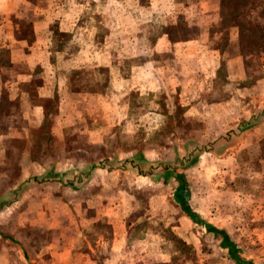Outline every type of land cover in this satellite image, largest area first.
<instances>
[{
	"label": "crops",
	"instance_id": "1",
	"mask_svg": "<svg viewBox=\"0 0 264 264\" xmlns=\"http://www.w3.org/2000/svg\"><path fill=\"white\" fill-rule=\"evenodd\" d=\"M226 1L0 0V159L9 143L22 141L20 164L33 163L34 132L48 123L45 155L59 167L46 170L73 172L80 189L119 190L104 195L115 207L96 198L90 218L111 228H78L83 245L57 251L50 264L162 260L163 229L134 239L132 203L120 190L133 180L108 185L93 178L97 173L173 184L181 208L197 183L241 172L239 153L264 139V76L244 85V56L227 55L224 44L240 42V27L226 19ZM191 172L204 179H182ZM9 209L0 208V216ZM173 228L181 234V226Z\"/></svg>",
	"mask_w": 264,
	"mask_h": 264
},
{
	"label": "rangeland",
	"instance_id": "2",
	"mask_svg": "<svg viewBox=\"0 0 264 264\" xmlns=\"http://www.w3.org/2000/svg\"><path fill=\"white\" fill-rule=\"evenodd\" d=\"M242 2L245 3L244 12L231 11L227 15L229 20L239 18L241 21L238 22L241 24L240 42L224 45L228 56L237 53L244 56L245 73L248 74L245 85L264 76V0H255L262 10L250 7L254 5L252 0ZM230 4H234L232 0ZM22 22L21 31L28 35L26 16ZM232 70L236 72L235 68ZM23 125L21 122L20 126ZM49 126L44 123L34 132L36 140L29 156L33 163L20 164L26 149L22 141L9 143L6 155L0 159V208H10L7 214L0 216V234L3 233L0 236V264L6 261L10 264H50L57 251L83 245L84 241L76 235L78 228L91 231L90 234L111 228L103 220L97 222L90 218L94 216L96 198L100 205L117 206L115 202L107 204L105 194L118 189L107 186L103 192L99 186L86 185L80 189L70 181L76 178L73 172L46 170L59 167L51 154L45 155V133ZM239 160L243 167L241 172L232 171L229 176L213 175L209 177L212 184L200 187L197 183L189 193L190 203L186 205L194 221H184L180 217L186 212L173 202V184L158 188L137 182L139 177L135 175L115 177L112 172L97 173L93 178L108 185L119 181L128 184L133 180L132 188L127 186L120 190L126 192L132 203L128 221L137 230L134 239L144 240V234L149 230H164L167 244L163 246V258L153 264H264V139H254L239 153ZM79 174L86 178L89 173ZM19 175L24 179H21V186H17ZM184 175L182 179H204L199 172ZM160 195H163L161 201ZM18 196L20 202L12 206ZM173 226H181V234H177ZM211 228L227 234L233 254L224 247L220 235L209 231Z\"/></svg>",
	"mask_w": 264,
	"mask_h": 264
},
{
	"label": "trees",
	"instance_id": "3",
	"mask_svg": "<svg viewBox=\"0 0 264 264\" xmlns=\"http://www.w3.org/2000/svg\"><path fill=\"white\" fill-rule=\"evenodd\" d=\"M229 1L230 0H228V1H226V4H229ZM233 1V5L232 4H230L229 5V11L226 13V19H228V17H227V15L232 11V12H235V13H237V12H244V9H245V3L244 2H242L243 0H241V1H239V2H234L235 0H232ZM253 2V6H251L250 5V7H258V6H256V3H255V0H252ZM239 4V5H238ZM251 9H254V8H251ZM233 22L234 23H236V24H238L239 25V27H241V24H239L238 22H241V21H239V18H238V20H233ZM240 29V28H239ZM65 176V175H64ZM63 176V177H64ZM70 181H72V180H70ZM180 201V200H179ZM180 205H181V208H183L184 209V211L186 212V215H188L193 221L195 220L194 219V217H193V215L191 214V212H190V210L187 208V205H186V203L182 200L181 202H180ZM209 231H211V232H213L214 234H216V235H220L221 236V238H222V240L224 241V247L225 248H228L229 249V251H230V253H232L233 254V252L231 251V249H232V243L230 242V240H229V237L227 236V234L226 233H224V232H222V231H220V230H218V229H215V228H211V229H209Z\"/></svg>",
	"mask_w": 264,
	"mask_h": 264
}]
</instances>
